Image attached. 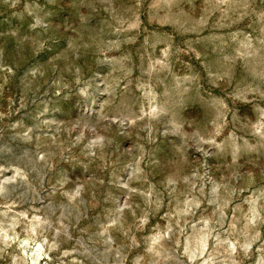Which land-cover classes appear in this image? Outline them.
Listing matches in <instances>:
<instances>
[{"label": "rangeland", "instance_id": "obj_1", "mask_svg": "<svg viewBox=\"0 0 264 264\" xmlns=\"http://www.w3.org/2000/svg\"><path fill=\"white\" fill-rule=\"evenodd\" d=\"M0 264H264V0H0Z\"/></svg>", "mask_w": 264, "mask_h": 264}]
</instances>
